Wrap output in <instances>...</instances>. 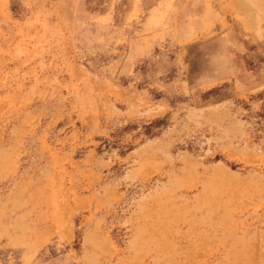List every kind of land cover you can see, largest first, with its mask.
<instances>
[{"label": "rangeland", "instance_id": "1", "mask_svg": "<svg viewBox=\"0 0 264 264\" xmlns=\"http://www.w3.org/2000/svg\"><path fill=\"white\" fill-rule=\"evenodd\" d=\"M0 264H264V0H0Z\"/></svg>", "mask_w": 264, "mask_h": 264}, {"label": "crops", "instance_id": "2", "mask_svg": "<svg viewBox=\"0 0 264 264\" xmlns=\"http://www.w3.org/2000/svg\"><path fill=\"white\" fill-rule=\"evenodd\" d=\"M186 1H189V0H186ZM204 1H206V0H201V2H204ZM194 8H195V11H196L195 13H196V14H197V13L200 14V13L198 12V11H199V10H198L199 8H200V10H203V9H204V7H203L202 4H197V3H196V5L194 6ZM192 9H193V8H192ZM197 10H198V11H197ZM200 12H202V11H200ZM201 14H202V13H201Z\"/></svg>", "mask_w": 264, "mask_h": 264}]
</instances>
